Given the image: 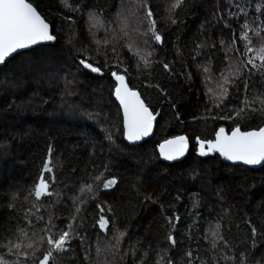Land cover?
I'll use <instances>...</instances> for the list:
<instances>
[{
	"label": "trees",
	"instance_id": "1",
	"mask_svg": "<svg viewBox=\"0 0 264 264\" xmlns=\"http://www.w3.org/2000/svg\"><path fill=\"white\" fill-rule=\"evenodd\" d=\"M27 1L51 25L55 39L0 67V236L15 240L19 228L29 233L21 249L27 260L7 249H0V256L9 264H39L48 248L39 229L51 218L57 228L72 225L69 250L53 252L54 264H167L169 259L188 264V251L194 264H264V167L252 170L225 164L217 155L202 157L196 144L214 141L221 127L229 133L236 127L264 128L259 111L224 118L234 116L242 99L254 97L253 106L259 107L264 98V76L241 63L247 57L238 38L245 20L264 29V7L256 11L264 0H183L176 8V0H148L162 43L151 33L141 35L149 24L143 5L134 0H67L69 7L63 0ZM229 10L239 19L229 17ZM90 16L105 27H92ZM124 17L127 37L120 32ZM248 35L254 50L264 46V31ZM106 36L111 43H96ZM81 59L100 71L85 69ZM161 62L169 63L171 74ZM113 72L124 75L155 116V135L142 144L127 142ZM224 76L230 80L226 97L220 87ZM180 136L187 138L188 157L164 163L159 146ZM49 161L51 173L43 170ZM41 175L53 195L37 201L29 193ZM110 179L116 183L104 189ZM101 216L108 220L107 233L100 228ZM217 224L223 239L213 248L210 232ZM120 232L126 235L116 254Z\"/></svg>",
	"mask_w": 264,
	"mask_h": 264
},
{
	"label": "snow or ice",
	"instance_id": "2",
	"mask_svg": "<svg viewBox=\"0 0 264 264\" xmlns=\"http://www.w3.org/2000/svg\"><path fill=\"white\" fill-rule=\"evenodd\" d=\"M66 7H69L67 0H63ZM134 2L139 7L141 4L144 8V16L147 20L149 27L141 33V35H148L151 33L152 38L157 43H162V36L156 29V21L153 19V11L148 5V0H134ZM183 0H176V3L172 5L173 8L178 7ZM239 7V13L247 17L248 13L244 7ZM264 7V4L257 5L256 11H261V8ZM78 10V9H74ZM135 15V12L132 13ZM229 17H236L239 19L237 12H232L229 10ZM260 19V17H257ZM92 21V27H105L103 22L99 20L96 16H90ZM127 17H124L120 23V32L122 36L127 37L129 33L127 31ZM175 23V21H173ZM254 23V22H253ZM264 23V21H262ZM225 27H231L227 22H225ZM241 29L244 31L239 35V39L245 43L242 45L244 51L241 53L247 59L241 61L243 65H251V69H255L257 72L264 76V46L260 47L259 50H254L250 47L252 41L249 37L248 32H253L255 35H259L264 29L254 28L251 23L247 20L240 25ZM137 31H139L137 29ZM55 36L50 34L49 24L41 17L33 5L27 0H0V65L6 63L7 58L11 57L12 54L16 53L18 50L27 49L33 45L44 41H53ZM113 39H115L113 37ZM237 41V36L235 32L233 33L232 44L235 45ZM97 44L103 43L108 45L111 43V40L106 36L103 41L97 40ZM145 44H148V41H144ZM224 41L221 40V44ZM237 52H240L239 48L235 49ZM117 51L116 47L113 45L112 52ZM256 51V55L253 57H248V53ZM151 55V53H149ZM143 59V58H142ZM259 60L260 63L257 64L256 60ZM145 67L149 66V61L143 59ZM162 69L169 74L172 73V69L169 63L161 62ZM80 64L83 65L85 69H90L92 72H99V68L94 67L86 59H81ZM249 69V71H251ZM204 72H208L209 68L205 67ZM237 73L240 72L239 68H236ZM112 76L119 82L118 86L115 88V94L119 100L121 106L123 107L124 112V128L126 131V138L129 142H136L142 137L149 135L152 129V122L155 119V116L149 108L145 106L144 102L140 99L139 94L136 91H132L125 84L124 75H119L116 72L112 73ZM238 78V77H237ZM230 80L227 76L223 77V82L220 84V87L223 89L225 97L227 96L228 89L224 85L229 84ZM244 91L247 93L249 91V83L247 80L243 81ZM264 97V93L261 94ZM257 101L253 97L251 102L249 99H242L241 106L238 110L235 111L234 116L224 117L226 119H231L234 117H240L241 114H247L248 112H261L264 113V98L259 101V107H255ZM219 106V105H217ZM205 144H207V150H205ZM160 155L165 160H174L179 156H182L187 149V141L184 137H179L175 140H168L165 143L159 146ZM210 152H219L220 155L225 157L230 161H242L247 165L259 164L261 161H264V128H260L258 131H245L241 132L239 127H236L232 131L231 135H225V129L221 127L219 132L216 134L215 141H207L200 143V155H208ZM51 155V150L49 151ZM49 162H46L43 166V170L51 173L52 168L49 167ZM97 180L100 179L99 176L96 177ZM51 182H55V178H51ZM116 181L114 179L106 180L103 183V188L108 189L114 185ZM50 184L49 180L45 179L42 175L38 177V183L34 186V189L30 191L29 195H34L36 200L39 201L42 196L53 195V193L48 191ZM88 190H91L92 185H86ZM81 191H84V188H81ZM58 195V193H57ZM79 199V198H77ZM33 207L39 211L40 205L33 204ZM80 207L76 208V212H80ZM103 211V209H101ZM75 219V217H73ZM179 219V218H177ZM38 221H43V216L37 217ZM100 228L103 229L106 233L108 231L107 225L108 220L103 216L100 218ZM28 226L32 228L33 235H35V225L28 221ZM220 225L217 224L215 229H212L210 232L211 237L213 238L212 247L216 248V240H222L223 237L218 236V229ZM67 229V230H65ZM40 232H43L45 235L41 237V242H46L48 245L47 250L42 253V259H39V264H49V261L52 260L53 264L55 258L53 257V252L62 253L68 251L67 245L70 244V232L72 231V225L66 224L63 228H57V226L52 222L51 218L48 221L41 224ZM252 233H256V229L252 228ZM126 235V232H120L119 236L116 237V242L113 247L116 249V254L119 253V247L122 242L123 237ZM13 236L16 239H12L7 236H0V249H7L8 255L16 254L22 256L24 260L28 259V254L21 251L23 245V239L29 236L28 231L25 228H19L17 232L13 233ZM72 238H78L74 236ZM168 240L173 247H175L177 241L176 239L169 234ZM6 241V242H5ZM19 241V242H18ZM27 248H32L33 244L28 243ZM99 252V250H97ZM188 257V264H194V258L192 251L186 253ZM85 259H88V256H85ZM224 259H230V257L225 256ZM0 264H9L8 261L4 260L0 256ZM11 264H22L21 260H16L11 262ZM142 264V262H141ZM157 264H161L160 261H157ZM167 264H173V261L169 259ZM257 264H260L258 261Z\"/></svg>",
	"mask_w": 264,
	"mask_h": 264
},
{
	"label": "water",
	"instance_id": "3",
	"mask_svg": "<svg viewBox=\"0 0 264 264\" xmlns=\"http://www.w3.org/2000/svg\"><path fill=\"white\" fill-rule=\"evenodd\" d=\"M28 2V1H27ZM34 7V6H33ZM35 9H36V7H34ZM37 10V9H36ZM37 12L39 13V11L37 10ZM40 14V13H39ZM41 15V14H40ZM41 17L45 20V18L41 15ZM45 22L46 23H48L46 20H45ZM49 24V23H48ZM49 30H50V34H52L53 35V30H52V27H51V25L49 24ZM52 41H44V42H41V43H38V44H36V45H33V46H31V47H29V48H27V49H21V50H18L16 53H14V54H12V56L11 57H9V58H7V60H6V62L7 61H9L10 59H12L13 57H15L16 55H18V54H21V53H23V52H27V51H31V50H33V49H35V48H37V47H40V46H45V45H48V44H50ZM79 64H80V61H79ZM5 65V64H4ZM4 65H0V67H2V66H4ZM81 65V64H80ZM81 66H83V65H81ZM90 70V69H89ZM114 77V76H113ZM114 79H115V77H114ZM115 82L117 83V86H118V84H119V82L115 79ZM125 84L128 86V88L130 89V90H132V91H136V90H133V89H131L130 87H129V85L127 84V82L125 81ZM138 94H139V92L138 91H136ZM139 96H140V94H139ZM115 99H116V101H117V103H118V105L120 106V108H121V111H122V115H123V120H124V112H123V107L121 106V104H120V102H119V100L117 99V97H116V94H115ZM140 99H141V97H140ZM142 100V99H141ZM150 111V110H149ZM155 124H154V122H152V129H151V132L149 133V135H147V136H145V137H142L140 140H138V141H136V142H129L128 140H127V142L128 143H130V144H134V145H139V144H142V143H144L145 141H147V140H150V139H152L153 137H154V135H155ZM234 131V130H233ZM241 132H244V131H242L241 130ZM231 133L232 132H228V131H226L225 130V135H231ZM125 136H126V131H125ZM180 137H184V136H180ZM177 138H179V137H175V138H172V139H170V140H175V139H177ZM185 138V140L187 141V138L186 137H184ZM127 139V138H126ZM215 141V140H214ZM213 141V142H214ZM202 141H200L199 139H197V141H196V144H197V146H198V150H199V154H200V143H201ZM165 143V142H164ZM163 144V143H162ZM159 150V154H160V149H158ZM205 150H207V144H205ZM189 153H190V147H189V145H188V143H187V149H186V151L184 152V154L182 155V156H179L177 159H174V160H165L161 155H160V157H161V159H162V161L164 162V163H166V164H174V163H177V162H181V161H183V160H185L187 157H188V155H189ZM212 155H217L218 157H220L221 159H222V161L225 163V164H228V165H231V166H242V167H245V168H248V169H252V170H258V169H261L262 167H264V161H261L259 164H255V165H247V164H244L242 161H230V160H227L225 157H223L222 155H220V153L219 152H210L208 155H201L202 157H208V156H212Z\"/></svg>",
	"mask_w": 264,
	"mask_h": 264
},
{
	"label": "bare ground",
	"instance_id": "4",
	"mask_svg": "<svg viewBox=\"0 0 264 264\" xmlns=\"http://www.w3.org/2000/svg\"><path fill=\"white\" fill-rule=\"evenodd\" d=\"M50 188V187H49ZM50 191V190H49Z\"/></svg>",
	"mask_w": 264,
	"mask_h": 264
}]
</instances>
